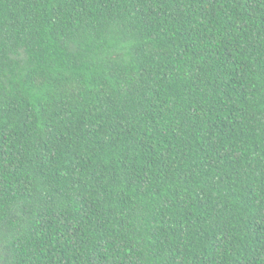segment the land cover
Here are the masks:
<instances>
[{"label": "trees", "instance_id": "16d2710c", "mask_svg": "<svg viewBox=\"0 0 264 264\" xmlns=\"http://www.w3.org/2000/svg\"><path fill=\"white\" fill-rule=\"evenodd\" d=\"M0 264H264V0H0Z\"/></svg>", "mask_w": 264, "mask_h": 264}]
</instances>
